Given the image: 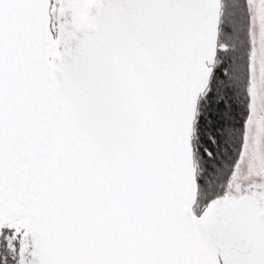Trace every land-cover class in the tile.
<instances>
[{
  "label": "snow or ice",
  "instance_id": "snow-or-ice-1",
  "mask_svg": "<svg viewBox=\"0 0 264 264\" xmlns=\"http://www.w3.org/2000/svg\"><path fill=\"white\" fill-rule=\"evenodd\" d=\"M0 264H264V0H0Z\"/></svg>",
  "mask_w": 264,
  "mask_h": 264
}]
</instances>
